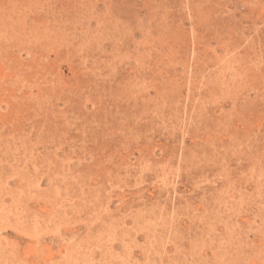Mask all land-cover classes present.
I'll use <instances>...</instances> for the list:
<instances>
[{"label": "rangeland", "instance_id": "obj_1", "mask_svg": "<svg viewBox=\"0 0 264 264\" xmlns=\"http://www.w3.org/2000/svg\"><path fill=\"white\" fill-rule=\"evenodd\" d=\"M0 264H264V0H0Z\"/></svg>", "mask_w": 264, "mask_h": 264}]
</instances>
